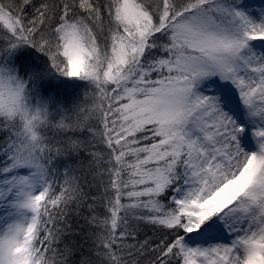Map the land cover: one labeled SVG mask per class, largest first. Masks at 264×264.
<instances>
[{
    "label": "snow or ice",
    "instance_id": "6c2138e0",
    "mask_svg": "<svg viewBox=\"0 0 264 264\" xmlns=\"http://www.w3.org/2000/svg\"><path fill=\"white\" fill-rule=\"evenodd\" d=\"M0 264H264V0H0Z\"/></svg>",
    "mask_w": 264,
    "mask_h": 264
}]
</instances>
